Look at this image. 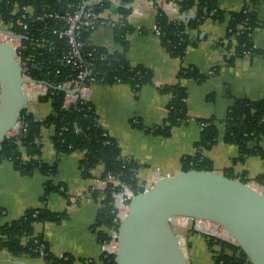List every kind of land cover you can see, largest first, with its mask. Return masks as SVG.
I'll use <instances>...</instances> for the list:
<instances>
[{"label": "crops", "instance_id": "0c3cea01", "mask_svg": "<svg viewBox=\"0 0 264 264\" xmlns=\"http://www.w3.org/2000/svg\"><path fill=\"white\" fill-rule=\"evenodd\" d=\"M217 4L224 12L223 19L206 18L190 31L196 41L187 46L181 57H173L153 29L158 9L171 19L180 18L182 13L177 3L175 2L173 10L169 7L168 0L140 1L138 6L141 14L127 19L130 29L125 33L126 58L131 65L149 69L152 83L143 85L138 92L123 83H95L89 88L88 99L99 125L109 136L115 138L121 158L138 163L137 173L140 179L155 171L173 175L182 170V157L194 156L197 151L211 161L213 170L225 173L229 169L238 179L240 176L253 179L264 174L263 158L248 156L242 160L237 159V145L223 140V119L233 101L239 98L256 100L264 97V0H217ZM243 8L256 13L258 25L252 34V43L261 53L228 61L229 50L234 41L226 39L227 13L238 12ZM193 11L191 8L183 13H193L194 17ZM103 16L118 19L122 15L112 4L103 12ZM90 41L110 52L121 51V47L114 42L112 30L107 26L95 29L90 34ZM228 44L231 47L227 48ZM182 68L196 69L205 78L200 81L187 77L178 79V72ZM176 83L187 91L185 102L188 119L173 126L167 137L153 135L134 126L133 123H140L144 128H149L163 123L170 95L160 89ZM41 102H47L49 109ZM27 111L35 118L43 119L51 111V102L29 100ZM197 119L216 120L217 138L209 149L197 150L194 147L201 133ZM53 133V126L41 129V153L38 156L44 163L56 162V172L52 177L45 176L38 170L24 175L10 161H0V226L19 218L29 208H46L62 216L58 222L35 225V233L43 235L53 255L65 259L69 257L70 264H104L101 242L96 234L100 228L95 226L102 197L96 190L91 191L103 166L96 165L91 170L90 177L83 176L79 168L83 151L58 155L52 142ZM259 145L264 149V137ZM48 179H51L53 185H58L59 190L44 196L45 182ZM204 226L205 223H201V227ZM192 232L197 231L189 228L183 233L187 240V264H198L191 258L196 256L189 253L191 241H188L187 235L193 234ZM203 239L205 240L204 237ZM203 244V251L211 258L209 264H215L206 240ZM0 264L47 263L41 258L13 256L0 250Z\"/></svg>", "mask_w": 264, "mask_h": 264}, {"label": "trees", "instance_id": "16d2710c", "mask_svg": "<svg viewBox=\"0 0 264 264\" xmlns=\"http://www.w3.org/2000/svg\"><path fill=\"white\" fill-rule=\"evenodd\" d=\"M13 1L3 0L0 2V13L7 14ZM17 1L41 4V0ZM131 1L133 0H124V3ZM173 1L177 3L181 13L193 8L194 17L189 21L181 18L171 19L158 9L155 21L161 31L158 37L167 52L173 57H181L187 46L196 41L190 35V31L197 28L206 18L222 20L224 12L219 9L217 0ZM111 5L109 2H102L101 7L97 10H102ZM116 10L122 16H126L130 11V9L122 7H116ZM227 14L226 39H230L231 42V38H233L235 41L228 61L245 56L247 51H250L249 56L261 53L254 48L252 43V34L258 25L256 13L243 8L238 12ZM129 29L127 22L111 29L114 42L121 47V51L106 54L107 50L104 47H97L96 53L102 52L106 54V57L96 60L94 72L97 81L101 83H123L130 86L134 92H138L143 85L152 83V75L146 67L131 65L128 62L125 33ZM229 47L231 44H228L227 48ZM90 49L89 47L88 50ZM177 77L178 79L194 78L200 81L205 78V75L196 69L182 68ZM35 78L49 83L54 82L53 78L43 76H36ZM160 90L170 95L166 106L167 116L163 123L149 128H144L140 123H133V125L143 128L153 135L167 137L170 135V129L173 126L188 119L185 102L187 91L179 83L165 85ZM63 96L64 92L61 90L49 88L46 95L38 98L41 101L51 102V111L43 119L35 118L27 109L22 111L20 122L24 125L25 133L22 138H19L17 134L4 139L0 149V161H10L13 167L24 175H30L34 170H38L43 175L52 177L56 172V162L47 164L39 160L38 156L41 153V143L39 142L41 129L45 126H53L52 142L58 155L77 150L83 151V157L79 161V168L83 176L90 177L91 170L96 165L101 164L105 171L119 175L125 184L135 188L136 178L134 174L139 169L138 163L134 160L121 158L117 141L99 125L92 104H84L82 101H78L76 105L65 110L62 108ZM196 121L201 126V133L199 140L194 143V147L197 150L211 148L217 138L216 120L197 119ZM223 123L225 125L223 140L237 145V159L242 160L248 156H259L264 159V149L259 145V141L264 137V97L256 100L235 99L227 109ZM181 165L182 170H212L213 168L211 161L202 157L200 151H197L194 156H183ZM225 174L228 177L236 178L229 169L225 170ZM239 179L242 182L253 180L264 186V174L257 175L253 179H246L244 176H240ZM57 190H59V186L53 185L51 179L45 182L44 196ZM101 196V206L95 226L100 228L96 234L99 242L102 243L109 238L108 230L117 226L113 222L115 211L111 204L110 187H107ZM61 217V214L51 212L46 208L27 209L19 218L0 226V250H4L13 256L29 255L34 258H41L47 264H70L71 259L69 257L65 259L53 255L49 251L43 235L35 233L36 224L49 221L58 222ZM202 235L212 253L215 264H250L246 261V253L238 245L214 236ZM101 257L104 264H116L115 255L103 258V254H101Z\"/></svg>", "mask_w": 264, "mask_h": 264}, {"label": "water", "instance_id": "95a60500", "mask_svg": "<svg viewBox=\"0 0 264 264\" xmlns=\"http://www.w3.org/2000/svg\"><path fill=\"white\" fill-rule=\"evenodd\" d=\"M139 1L110 2L131 9ZM27 82L13 47L0 41V149L10 130L16 128L19 138L25 133L20 115L28 105ZM174 217L222 226L251 264H264V193L213 169L163 175L148 191L136 193L118 227L116 264H187L170 222Z\"/></svg>", "mask_w": 264, "mask_h": 264}, {"label": "built area", "instance_id": "2783aa9c", "mask_svg": "<svg viewBox=\"0 0 264 264\" xmlns=\"http://www.w3.org/2000/svg\"><path fill=\"white\" fill-rule=\"evenodd\" d=\"M2 1L0 0V2ZM110 1L124 3V0H41V4L38 5L36 2L23 3L14 0L7 14L0 13V41L9 43L15 51V58L20 64L22 77L28 80L23 86L28 101L37 100L40 96L46 95L49 88H52L64 92L62 108L65 110L76 105L78 101H82L84 104L90 103L88 99L90 86L101 83L95 77L96 60L112 53L108 50L106 54L96 53L98 46L92 44L90 34L99 26H107L112 29L119 24H125L130 16L141 14L138 6L139 1L126 16H121L118 19H113L110 16L105 17L103 12L109 7L102 10H97V8L101 7L102 2L112 4ZM168 5L174 10L175 2L173 0H168ZM153 31L157 36H160L161 31L156 21ZM234 43L235 41L232 44ZM89 47L90 50H88ZM229 51H231L229 52L231 55L232 47ZM249 53L250 51L245 52V56H249ZM36 76L53 78L54 82L38 80L35 78ZM15 135H17L16 128L10 130L7 137ZM163 175L159 171H155L140 179L138 173H135V188L125 184L119 175L107 172L104 168L95 179L91 191L96 190L101 195L107 187H110L111 204L115 211L113 222L117 226L108 230V240L101 243L103 258H108L109 255L116 253L118 227L128 211L131 198L138 192L148 191ZM247 183L264 193L263 185L253 180L247 181ZM178 218L190 219L174 217L170 220L172 228L174 220L177 221ZM191 220L199 221L197 232L205 235L216 232L219 238L214 237L224 241L227 239V242L237 245L222 226L198 219ZM202 222H205L204 228L201 227ZM210 226H217L218 229L212 230ZM222 231L228 237H223ZM246 261L250 262L248 257Z\"/></svg>", "mask_w": 264, "mask_h": 264}, {"label": "rangeland", "instance_id": "374dc122", "mask_svg": "<svg viewBox=\"0 0 264 264\" xmlns=\"http://www.w3.org/2000/svg\"><path fill=\"white\" fill-rule=\"evenodd\" d=\"M41 104H43L44 107L47 108V110L49 109V104L47 102H41ZM175 220H174V223H173V228H174L175 232L181 238V248L185 251L186 258H187V242H186L187 240L185 239L183 233H184L185 230H188L189 228H192V227H193V229L195 231L197 229H199V227H198L199 221H197V220H191V219L182 220V218H178L177 221H175ZM202 223H205V222H202ZM192 233L193 234H190L189 236L187 235L188 241H191L190 242L191 249L189 250V253H190V255L191 254H194L196 257H191V258L193 260H195L198 264H200V263H202V264H207L208 263L209 264L211 258H210L209 255H207L203 251V249H205L204 248V244H203V242L205 240L203 239L202 235L199 234L198 232H195V233L192 232ZM206 234H208V233H206ZM210 235H213V236H216V237L219 238V236H217L216 232L213 233V234H210ZM226 241H227V239H226Z\"/></svg>", "mask_w": 264, "mask_h": 264}, {"label": "bare ground", "instance_id": "6f19581e", "mask_svg": "<svg viewBox=\"0 0 264 264\" xmlns=\"http://www.w3.org/2000/svg\"><path fill=\"white\" fill-rule=\"evenodd\" d=\"M217 229H218L217 226H213L212 227V230H217ZM222 234H223V237H228V235L225 232H223V231H222Z\"/></svg>", "mask_w": 264, "mask_h": 264}]
</instances>
